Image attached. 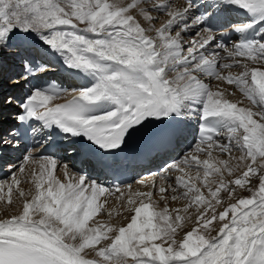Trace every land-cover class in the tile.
<instances>
[{"label":"bare ground","instance_id":"bare-ground-1","mask_svg":"<svg viewBox=\"0 0 264 264\" xmlns=\"http://www.w3.org/2000/svg\"><path fill=\"white\" fill-rule=\"evenodd\" d=\"M111 1H113V0H109L108 2H111ZM168 1L169 0H167V1H156L155 3H153V5H156L157 3H159L157 5L159 7L156 8V10H159V9L163 8V6H162L163 4L164 5H169ZM27 2L32 3L31 0L30 1L27 0ZM117 2H119V1H117ZM29 3H27V7L28 6H31ZM113 3H116V2L114 1ZM175 4H176V2H175ZM111 5H112V3H111ZM176 5H181V7L180 6H179L180 8L179 7H174V9L172 10V12L169 14V18H168L169 20H171V22H173L172 23L173 25L179 24V22L181 20H185V15L186 16L190 15V11H191L189 9V7H187L183 3H181V4L178 3ZM124 6H126V5H124ZM140 6H142V4H140V2H135L130 8L128 7L123 12L125 14H128V13L132 12V8H137V7H140ZM186 8H188V10H186ZM134 10H136V9H134ZM26 15H27L26 13H23V15H22V17H23L22 20H21V24L22 25L25 23V17L24 16H26ZM143 15L139 13L138 16H137V13H136V18L135 17H132V16L131 17H128V18L131 19V20H133V21H137L136 23H137L138 27H140L141 26V21L145 22L146 18H148V15L147 14L145 16H143ZM93 16L92 17H89L87 20L93 19L94 18ZM9 17H11V16H9ZM93 21H94V19H93ZM150 22H151V19H150ZM58 24H60V26H58V27L55 26V25L54 26H50L49 30L45 31L44 33H39L36 37H34V39L36 40L37 44L39 42H42V43H46V42L47 43H51V44L54 45V47L52 49H54L56 51H60L62 49H65L66 51L72 52L74 55L78 54L79 52H83V56H86L87 55V52L89 50L93 49L95 51V53L100 54L101 58H106L109 55L108 50L109 51H114L115 48L117 46H119V50L118 51H119L120 56L122 57V60L123 61H125V60H126V62L134 61V63L136 65L140 64L144 68V70H146L148 73H150V67L147 65V59L144 58V57L141 58V55H138V53L136 52V50L137 51L139 50V47L137 46V44H135V46H134L133 44H130L129 41L128 42L127 41H123V40L120 41L118 38H115V37L114 38H111V40H107V39H105V35L106 34H110V33L109 32H106V31H105V34L102 35V36L93 35V34L89 33L88 31L83 32V31L77 29L76 26H80L77 22H74L73 23L72 21L71 22H68V21H64V22L63 21H59L56 25H58ZM105 25L106 24L101 25V27H103ZM147 25H148L147 28H150V27H152L153 23H148ZM169 25H171V24H169ZM173 25L172 26H169V28L173 27ZM156 28H157V26H156ZM190 29H192V30L189 31ZM144 30L146 32H143V31L140 32L141 34L139 33L140 35L138 34L137 35V38L140 37V36L146 37V40H149L152 45H154V46H155V44L158 45V50L160 51L164 46L161 45V43H157L156 41L158 40L159 37H162L163 36V33L161 32L162 33L161 34L162 36H158V38L156 36V38H154V37H152L151 33L154 32L155 29H152L151 31H148V29H144ZM179 30H180V28H179ZM188 32H193L194 33L195 32L194 27L193 26H190V28H188ZM11 35H12V33H11ZM156 35H158V34L156 33ZM154 36H155V34H154ZM15 37H13V35H12L7 40L8 41H12V40L15 39ZM194 39L195 40L192 43L194 45L191 46V48H190V50H188V52H191V51H195V50L200 49L201 48V45L207 42L206 40L202 39V37H201V40L199 42H197V43L195 42L197 38H194ZM7 40L4 39V41H7ZM117 42H119L120 45L119 44H116ZM93 43H97V44L99 43L103 47L102 48L93 47V45H92ZM82 44H83V46H82ZM130 46H132V48H130ZM210 48H211V52H212V53H210L211 56L216 57L217 55H220L219 61L217 60V58L214 59V61L220 63L221 65L223 64V65L226 66V65L234 64V63H236L238 61L237 59L236 60L229 59L228 61H225L224 63L223 62L221 63V60H222L224 54L222 55L221 52L216 48V43L215 42L214 43H211L210 44ZM256 49H258L259 53L261 54L260 57H263L264 58V43L263 44H259L256 47ZM7 50H8V53H9V49H7ZM209 51H210V49H209ZM169 52L171 53V51H168L166 53H169ZM164 53L165 52H163L162 54H164ZM9 54H13V53H9ZM19 55L17 57H15L14 59H12V58L7 59V58H4V56L0 55L3 60L6 59L5 61L2 60L3 64L0 63V68H3L4 66L8 65L9 64L8 63L9 60L10 61L13 60V61L17 62V59L19 58ZM195 55L196 54L192 55V57H191V55H189L188 58L189 59L194 58ZM185 56H186V54H185ZM202 56H203V54H202ZM184 57H182V58H184ZM197 57H199V56L197 55ZM191 60H193V59H191ZM158 61L161 64L162 58L158 57ZM5 63H8V64H5ZM259 63H261V64H259ZM198 64H200V63H198ZM258 64L259 65H264V60H257L256 61V64L254 63V61H253L252 58L251 59L249 58L248 60H246L243 63L242 69H240L242 71V74H241L242 77H241V79L233 78L232 77L231 78L233 80L232 82L237 83L236 81H238V80H244L247 77H249V81L246 82V83H244L243 85H248L249 84L248 85V87H249V86H253L254 84H256L258 86H261L262 84H264V75L261 76V77L259 76L257 82L256 81L255 82H252L251 81L252 76L258 75L259 71H263L264 72V69L260 68V66H258ZM8 68L10 69L11 67L9 66ZM249 68H252V70L250 71ZM176 70L178 72V69H176ZM183 71L186 72V71H189V70H188V68L181 69L180 70V73H185ZM229 72H234V71H229ZM198 73H201V70H199ZM211 73H212V76H214L216 74L215 72H211ZM235 74H237V73H235ZM194 75H197V74H192L191 76H194ZM223 75L226 76V74H223ZM182 76H183V74L179 75L177 78H173V81H172L171 84H172L173 87H176L179 90H181L183 96H185V92H186L185 89H186L187 85H192L191 87H193L197 92H200L201 94H205L206 93V90L207 89L204 90L205 87H203V85H201V84L200 85H197V84H195V82H192V81H187V82H189L188 84L183 83V81L181 80L182 79ZM226 77H230V76L227 75ZM226 79H223V81H222V79L216 80L217 82H216V85H215V89H213L211 91V93H209L210 94V101H213L212 103H214V100H215L217 103H219L218 104L219 106L228 103L227 102V99H229V98H227V91H226L227 89H226V87L229 85V83H227V80ZM196 80L197 81H200L201 78H198V75H197ZM229 80H230V78H229ZM156 81H158L157 78H156ZM4 84H5V82L3 83V86H4ZM157 85H158V92L160 94H162L164 97H166V94L168 95V93H167L164 85L163 84H157ZM195 87H197V88H195ZM253 88H254V86H253ZM189 89H191V88L189 87ZM245 90L247 91V88ZM77 91H78V89H77ZM73 92H74V90H73ZM76 94H79V93H76ZM236 95H237V93H236ZM258 95H260V93ZM238 96H240V95H238ZM45 97H47L48 100H45L44 102L45 103H48V101H50L51 98L49 96H45ZM232 102H235V103L240 104L239 103L240 101H237V97L235 98V96H234ZM149 103H150V101H149ZM245 107H246V109H249L247 106H245ZM244 110H245V108H244ZM245 111L247 112L249 110H245ZM161 112H163V109H161L160 107H157V112L156 113L157 114H160ZM254 114H255V112H254V109H253L252 112H251V117H252L251 119L255 121L256 118L253 119V116H252ZM249 116H250V113H249ZM258 116H259V114H257V116H256L257 117V120H258ZM227 122H229V125L228 126L230 128H232V129L239 128L241 126V124L238 123V122H234L233 123V120H231V119L227 120ZM244 133H245V131H241V128L238 130V134H240L241 136ZM237 137H238V135H237ZM239 142H240V139H238L235 142L234 145H236ZM215 147H216L215 144L207 145V146L202 147V149L208 154V155H205L203 157V159L211 162L213 160L212 157L213 158L214 157H217L219 155L218 154L219 151L224 152V150L226 149V146L224 145L222 147V149L221 148L218 149L217 152H215V154L211 155L212 153L210 154L208 152V150H211L212 148H215ZM233 154L230 153V156L233 155ZM192 155L193 154H191V156ZM236 157H237V160H235V162L239 161L241 163H233V166H232V165H229L230 163L227 162L226 166H227V169L229 168L228 166H231V170H234L235 169V170H237L240 173V172H242L246 168V165L248 163L250 164V162H248V163L246 162L247 160L244 158V155L242 156L243 158H241V154L240 155L236 154ZM195 158H197V159L200 158L201 159L202 157L195 156ZM219 158H221V157H219ZM232 161H233V159H232ZM35 162H38V163L34 164V162H32L33 164L30 165V166H28L29 169H27L28 168L27 167L26 168L27 171L26 172L23 171L25 174L22 172L24 175L22 174L20 176V179H18V180H16L14 182V184L15 183L18 184L19 183V180H22V181L25 182L24 186L22 188H20V191L22 192V196L16 197L14 195V197H16V198H13V200L16 201V203H14L15 204L14 207H8L7 205H5V207H4L0 203V206L2 205L3 208H5V210L6 209H10V212L9 213L4 214V218H1V216H0L1 225L3 227V229L1 230V233L15 235L20 240H22V242H24L26 245L36 246L38 243L39 244L40 243H47V244H50V245L54 246L55 247V251L59 250L60 252H66V250H67L70 258H72L75 261V263H77V264H94L93 261L90 262L88 260L89 258L91 259L92 256L86 257L88 259H82L79 256L74 255V253L71 250H68L66 247H63V246L60 247V245H58V243L56 241H54L50 237H47V235H45V237H44V234L42 233V231L40 229L30 228V227H27L25 225H20L19 222H16L14 224V226L15 225H18V226L24 228L22 230V232L19 233V232L13 231L10 228L11 225H9V224H7V223H5L3 221V220H7L9 217H19V216H21L22 213H24V210L27 211L28 220L35 221L34 220L35 218L33 217L34 214L31 215V211H30L31 208L29 206L24 205V202H29L30 203L35 198V196L36 195H39V192L40 191H43L44 188H45L44 185L41 186L42 185L41 179H43V171L45 170L44 169L45 168L44 167L45 165L44 166L41 165V163H43V161H35ZM196 163L195 164L192 163V164L193 165H197ZM219 164L217 163V165H219ZM36 165H37V171L35 172L34 171V167ZM209 166H211V165H209ZM222 166H223V164H221V166H219V168L221 167L223 169ZM22 169H23V167H22ZM60 171L62 172V176H61V172H60V174H59L60 176L59 175L56 176V178L58 179L57 181L62 182V183H66L67 186H69L70 184H72V181L69 182V183H67V180L64 177V175L66 173L65 167H64L63 170L61 168ZM51 175L52 174L50 173V176ZM216 175H217V173H216ZM175 176H177V177L179 176L180 177V174L177 173V174H175ZM175 176L174 175L172 176V182L170 184L165 183V181L167 179H164L162 177H157V178L154 179L155 182L146 184L143 181L142 183H135L132 186H127L126 188H124L122 190H112L109 187L108 190H112V192L118 191V192H120L119 194L122 193V194H126L127 195V196H121V197H120V195H117L115 197H113V196L110 197L109 196V199H108L109 206H108L107 211H110L109 212V215L110 214L111 215H114L115 218H116L115 220H113V222H111L113 224V227H112V224L111 225H108V221H107V218L106 217H105V221H104L105 224H102L103 225V228L102 227L99 228V227L93 226V224H95V222L89 223V225H92V226L89 227L88 224H87L88 222L85 219V218H87V214H85V215H83V220L80 223L76 222L74 224L76 227L74 226L73 228L76 229V230H78L77 232H79L81 234L83 233L85 235H88L89 237L96 236L97 238H99L98 235L103 236V232H105L106 234L108 233L110 235L111 234H116L118 236L119 241H122L124 239L123 232H127V231H129V230L132 229L133 232L134 233L137 232L138 235L135 236L136 234L134 235L133 232H132L129 235L130 241L128 242V244L129 243H132L133 240H134V242H135V240H137V243H136L137 246L135 247L137 249V251H134L135 252L134 255L135 254L136 255L139 254L138 256H141V260L140 261H138V260L134 261L133 260L131 264H159L158 262L148 261V260L144 259L145 256H150L153 259L154 258H157V259H159L160 261H162L165 264H172L170 262V259L173 258V255L170 256L168 253H166L163 250L162 245L160 243V242H162L161 235H162V233H163L164 230L165 231L168 230L170 232L171 231L173 232V228H175L176 227L175 225H177L179 222L178 223L176 222V224H172V220H170V218L168 219L167 217H166V219H165V217L162 218V219H165V220L159 221L160 219L158 220L156 216H158V217H160L161 215L164 216V213H165L166 208L168 206H170L171 209L173 210V213H174L173 214L174 215L173 218L175 219V221L178 220L176 218L179 215V214L177 215V213H178L177 212V209H176L177 207L175 206V204H172L170 202L173 199L175 200V198H176L175 196L176 195L183 194V196H185V193L187 194V192L186 191H182V190H180L179 193L175 192L176 191L175 190L176 183L182 184L181 181H180V179L176 178ZM170 177H171V175H170ZM54 178H55V176H54ZM193 179H195V181H196V177L193 178ZM197 179L199 180V179H202V178H199L198 177ZM255 179H253V181H250V182H249V179L248 180H244V179L242 180V179H240V180H238V184L240 186H244L245 184L243 185V182H246V185H248L250 187L254 183L255 184H258V185L260 183H262V181H260L261 179H259V180H257V179L255 180ZM197 182L199 183L200 180L197 181ZM78 183L80 184L81 182L79 181ZM4 184L2 183V185H4ZM8 184L9 183L6 182V184H5L6 187H8ZM200 184H201V182H200ZM255 187H256V185H255ZM34 188H35V190H34ZM189 188L192 189V187H190V186H189ZM9 189H7L6 193L5 192L2 193L3 191L0 190V197H2V199H3L4 196H6L7 192L9 191ZM101 189L102 188H92L90 190L89 194H88L91 197L88 205L91 206L93 209L96 208L97 203L99 201H100V204L104 205V203L107 200V198H104V200H103L102 195L100 193ZM172 189H174L175 191H172ZM230 189H231L230 186H225L221 190H218V191H215L213 193H210V195H208V196H209V198L212 201H214V199L221 200L225 196V198H227V199L229 198L230 199V202H238L237 201V199L239 198V197H237L238 195H235V194L231 193ZM170 190L172 191L171 194L168 193V191H170ZM34 192H36V194H34ZM172 193H173V196L175 198H172ZM190 193L192 195H195L196 194L195 190H193V192H190ZM253 194L255 195V193H253ZM253 194H251V195H253ZM150 195H151V199H150ZM125 197H126V199H125ZM163 197H165V198L163 199ZM84 198H85V195H84ZM110 198H111V200H110ZM183 199H185V198H183ZM259 199H260V197H259ZM6 200H8V199H6ZM126 200H127V204L125 203ZM255 200H256V198H254V196H251V199H250L249 203H247V204H243V202H240L238 204L236 203L234 206L232 205L234 208H235V206L236 207L240 206V208H239L240 210L241 209H245V214L244 215L237 216V213H238L239 210L237 209L238 211H236V213H235L234 212L235 209H233V208L230 211L231 214L229 216H227V214H225V212H224L225 216H227V220L228 221H227V224H226V220H224L225 223L221 224L222 226L220 227V230H218L219 231V234L222 233L224 235L223 236L220 235V237L217 240H215V243H214L215 246H212L211 247V252H209V253H204L203 252L202 253V256L200 258H194L193 259L194 255L197 252H199L201 249L199 250V248H197L196 252H193V251H191L187 247V245H184L183 247L186 246L187 248H184V251L182 250L184 252V254L182 256H179L177 258L179 260H175V262H176L175 264H241L242 262H249V264H260V262H262V260L264 259V213H263L264 210L262 211L261 210V206L259 207V205L264 204V199H262L261 201H259V203L257 204V206L255 205L254 208H250V209L248 208L247 209V206L250 203H252L253 201H255ZM244 201L246 202L247 200L244 199ZM148 203L151 204L152 206L149 207V204ZM168 203H170V204L168 205ZM163 204L166 205V206L164 207ZM115 205H117V208H118L117 211L114 209V206ZM208 205H209V203L208 204L206 203L205 206L203 205L201 207H202V209L204 208L205 210H209V206ZM2 206L0 208H2ZM47 207L50 208L49 211H53V208L50 205H48ZM123 207H125V213H122L123 212ZM187 207H188L187 206V203L184 204V206L182 205V208H181L182 215L180 214V216L181 217L183 216L182 218H184V217L187 218L186 219V222H187L188 225H197L199 221H203V224L206 225V227L208 226L210 228H213V226H216V227L219 228L220 225H217L216 224V222L214 221L213 217H211V215L209 217L208 216L207 217H204L203 216V214H205L206 211H203L201 213L200 212L201 210H200L199 207L188 208V210H187ZM257 207H259L258 209H260L262 211V213L260 212L261 214H258L257 213L259 211V210L256 211L257 209H255V208H257ZM132 208L134 209V212L132 213L131 210H129L130 212H128L126 214V211L128 209H132ZM35 210H37V209H35ZM38 210H40L39 215H42V213L47 214L46 210H44V209H43V211L41 209H38ZM184 210L186 212H184ZM155 212L156 213L158 212V214L155 215L156 214ZM116 215H117V217H116ZM40 217L42 218L43 216H40ZM44 217H45V215H44ZM181 217L179 219H181ZM238 217L241 218V220ZM44 219H47V218H44ZM231 219H235L234 225H230L229 224ZM48 220H50V218ZM102 220H104V219L100 217V221H102ZM88 221H89V219H88ZM6 222H8V221H6ZM184 222H185V220H184ZM184 222H182L183 223L182 227L185 226V225H187V224H184ZM239 222H242L243 225L240 228H238V230L235 232V235L234 236H230L231 233L233 232V230L236 227L235 225L238 224ZM182 223H179L180 224V227H181V224ZM225 224H226V226H225ZM160 227H163V229L161 230ZM180 227H178V229H177V230H179V231H177V233L179 232L178 233V237H181L180 236V232H182V231H180ZM55 229L57 231H59L57 229V227ZM174 231H176V230H174ZM94 233H96V234L94 235ZM60 235L62 237H65L71 244L75 245V249L80 250L83 253V255H87V256L90 255L91 252L90 253H87L86 251L81 250V248H79V246H78L79 244H76L74 241H72L71 239H68L66 236H64L61 233H60ZM183 240H186V242H188L190 245L192 243L191 240L187 236H185V235H184L183 238L180 239V241H183ZM126 242L127 241L124 242V247H122L123 249H126V245H127V244H125ZM157 242H158V244H157ZM208 243L209 242H206L205 246ZM156 244H157V246H156ZM115 245L116 244L112 243L109 246H115ZM191 247H192V245H191ZM202 247H203V245H202ZM156 250L158 252H156ZM121 255L122 254H120V256ZM191 256H193V257L190 258ZM93 257H96V259H97V256H93ZM125 263H127V262H124L123 264H125Z\"/></svg>","mask_w":264,"mask_h":264},{"label":"rangeland","instance_id":"rangeland-1","mask_svg":"<svg viewBox=\"0 0 264 264\" xmlns=\"http://www.w3.org/2000/svg\"><path fill=\"white\" fill-rule=\"evenodd\" d=\"M28 1H30V0H28ZM31 1H32V3L27 2V0H0V53L1 54L3 53L2 56H7L9 54L7 47H5L6 41H4V39L7 40L12 35H13V37H15L16 34L14 31L16 30V28H19V29L23 28L22 30L43 31L47 28H50V26H54V25L57 27L60 26V24L56 25L59 21H63V22L64 21H68V22L72 21L73 23L77 22L79 25H81V27L76 26L77 29L81 30L83 32H86L87 30L84 29L82 26L87 27V28H89L95 32H100L99 30H101L102 28H105V27L108 28L110 26L117 25L118 23L122 25L120 28L126 29L125 26H127L129 29H131L132 32L137 33V34H139L142 31L146 32L144 29H148V31L155 29V31L151 33L152 37L156 38V36H157V38H158V36H162L161 34L163 33V36L159 37L158 40L156 41L157 43H161V45L164 46L161 50L165 53L168 51H171V53L170 52L166 53L167 55L165 53L161 54V56H160V57H162L161 63L165 62L166 64H169L170 62H172V60L181 58L182 55H183L182 57H184V54L186 53V51L188 52V50H189L188 45H189L190 38H188V40L186 42H184L182 39V35H178L179 31H182L181 27H180V30L177 29L179 27H177L176 29H173V27L178 25V24L173 25L172 24L173 22H171V20L168 19L169 14L172 12L174 7H179V6L181 7V5H176L178 3L181 4L180 2H176V4H175V2L172 1V2H169V5L163 4L162 5L163 8L156 10V8L159 7V6H157L159 3H157L156 5H153V3H155L156 1H167V0H113L111 2H108L109 0H31ZM114 1L116 3H113ZM117 1H119V2H117ZM135 2H140V4H142V6L137 7V8H132V12L125 14L123 11L125 9H127L128 7L130 8ZM27 3H29L32 7L31 6L27 7ZM111 3H112V5H111ZM124 5H126V6H124ZM134 9H136V10H134ZM23 13H26L27 15L24 16L25 17V23L22 25L21 20L23 18L22 17ZM136 13H137V16L139 13L142 15L144 14L143 16H145L146 14L148 15V18H146L145 22L141 21L140 27H138V25L136 23L137 21H133V20L128 18L131 16L136 18ZM9 16H11V17H9ZM92 16L94 17L93 18L94 21H93V19L87 20L89 17H92ZM149 18L151 19V22H150ZM148 23H153L152 27L147 28ZM104 24H106V25L101 27V25H104ZM169 24H171V25H169ZM172 25H173V27L169 28V26H172ZM156 26H157V28H156ZM19 29H17L16 31H18ZM191 30L192 29H190L189 31H191ZM44 32L45 31H43L41 33H44ZM11 33H12V35H11ZM156 33L158 35H156ZM154 34H155V36H154ZM99 36H102V35H99ZM195 36H199V33L196 32L192 35V37L197 38L195 42H198L201 38L195 37ZM203 37H204V35H202V39H203ZM194 38H192V39L195 40ZM197 58L198 57L196 54L194 56V58H191V59L197 60ZM0 60L1 61L3 60L1 58V56H0ZM5 60L6 59H4L3 61H5ZM193 60H191V61H193ZM253 61L256 64L257 59H255V60L253 59ZM197 63L198 62H195V64H197ZM173 64H175V63L171 64L172 69L170 68V71L175 76V75L179 74L180 71L178 69V72H179L178 73L176 70L177 68H174L175 65H173ZM259 64H261V63H259ZM259 64H258V66H260V68L264 69L263 68L264 65H259ZM163 66L167 67L166 65H163ZM222 66H225V65L222 64ZM196 67H198V64L195 66L189 67L188 70H191V68L195 69ZM240 69H242V66H240L238 68V70L234 71L237 74H235L234 72H227V73H225L226 76L229 75L230 77H226L225 75L222 74V77H220V79H222V81H223V79L227 78L226 80L229 83V85L226 87L227 98L233 100L234 96H235V98L237 97V101H240L239 105L241 107H243V109L245 108V110H249L247 112H248V116L250 113V116H249L250 118H252L251 112L254 109L255 114L252 116H254V119L256 118L255 119L256 124H254L255 122H253V120L252 121L249 120V124H250V127L254 128V132H255L259 142L255 148L246 147L244 149L241 148V142L237 143L236 145H234L235 143H233L232 148L230 149L231 151H229L227 149L226 151L224 150V152L220 151L218 153L219 154L218 156L221 157L222 159L217 156V157L212 158L213 160L210 158L212 160V161L210 160L211 162H207L202 157L201 158L202 163H200L199 169L196 173L190 172L187 169H186V171L185 170L183 171L184 175L182 172L179 173L180 177L181 176L184 177V176H186L185 174L190 173L191 174V177H190L191 180H193V182H195V183L200 180L201 184H200V182L199 183L197 182L196 185H195V183L194 184L188 183V182H191V180L188 179L189 178L188 176H187L188 177L187 179L181 178L182 179L181 182H182V184L183 183L184 184L182 185V184L176 183V185H175L176 191L174 189H172V191L179 193L180 190H182V191H186L187 194L185 193V196H183V194H181V195L179 194V195H176L175 196L176 198H175L173 196V193H172V198H175V200L173 199L170 202L172 204H175V206L177 207L176 208L177 212H178L177 215L179 214L178 215L179 217L176 215L177 216L176 218L178 220L175 221V219L173 218L174 213H173V210L171 209L170 206H168L166 208L164 216H162V215H161L162 217L156 216L157 219L158 220L160 219L159 221H162V220H165L167 217L168 219L170 218V220H172V224H176V222L182 223V222H184V220H185L184 224H187V222H186L187 218L186 217L182 218L183 216L182 217L180 216V214L182 215V213H181L182 205L184 206V204L187 203V206H188L187 210H188V208L199 207L201 210L200 211L201 213L203 211H206V213L203 214L204 217H207V216L209 217L211 215V217H213L216 224L220 225V226H219V228L216 226H213V228H210L208 226L206 227V225L203 224V221H199L197 225H188L187 224L183 227H182L183 223L181 224V227H180V224L178 223L179 225L177 224V225H175L176 227L173 228V232L172 231L170 232L168 230H166V231L164 230L162 235H161L162 242H160V243L162 245L163 250L166 253H168L170 256L173 255V258L170 259V262L172 264L176 263L175 260L173 261L174 258L177 259L179 256H182L184 254V252H183L184 248L188 247L191 251L196 252L197 248H199V250H200L202 248V245L205 246L206 242H209L206 246H210L211 243H213L215 238L218 239L220 237V235L223 236L224 234H222V233L219 234L218 230H220V227L222 226L221 224L225 223L224 220H226V224H227V221H228L227 216H229L231 214L230 211L232 210V208L235 209V211H234L235 213H236V211L239 210L238 213H240L241 215L245 214L243 211L244 209L243 210L239 209L240 206H238V207L235 206V208L233 207L236 203L238 204L240 202H243V204H247V203H249L251 196H254V198H256V200H259V201L264 199V162H263L264 161V103H263L264 101H260L261 103H260L259 108H254V107L250 106L249 100L247 99L245 94L242 93L243 90H241V89L247 88V91H249V89L253 88V86L248 87L249 84L243 85L244 83L249 81V77H247L244 80L236 81L238 84L235 82H232L233 80L231 79L232 77L241 79L242 71ZM251 69L252 68H249V70H251ZM183 72H185V71H183ZM189 72L190 71L186 72L184 74L185 75L184 77L182 76L181 80L183 81V83L188 84L189 82H187V81L193 82V80H195V79H192V76L189 74ZM261 73H263V71H260L259 75H262ZM229 78H230V80H229ZM0 79H1V77H0ZM216 80H218V79H214L213 81H210V82L209 81H207V82L202 81L203 84L206 85V88L208 87L207 91H209L210 93L213 89H215V85L217 82ZM4 82H5V80L2 82V84ZM198 83H200V81ZM191 86L192 85H187V87L185 89V91H186L185 95H187L188 97H192L193 95L197 94L196 93L197 91ZM189 87L192 89V90H190L191 92L189 91ZM3 88H5V86H3ZM254 92H256V91H254ZM198 93H200V92H198ZM236 93H237V95H236ZM238 95H240V96H238ZM38 99H39V97H38ZM45 100H48L47 97H44L43 101H45ZM211 102H213V101H209L210 107L217 104V102L215 100H214V103H211ZM215 106H219V105H215ZM215 106H213V107H215ZM245 106H247L249 109H246ZM257 114H259L258 120L256 117ZM237 147H239V148H237ZM226 148H227V146H226ZM214 149H216V148H212L210 153L215 154ZM230 153H232V154L234 153V154L230 156ZM236 154H238V155L241 154V158H243L242 156L244 155V158L247 160L246 162L247 163L250 162V164L248 163L246 165V168L245 169L243 168L244 170L240 173L235 169L231 170V166H228L229 167L228 169L226 166L227 162L230 163L229 165H232V166H233V163H241L239 161L235 162V160H237ZM205 155H208V154L205 152ZM205 155H203V156H205ZM232 159H233V161H232ZM217 163L218 164L220 163V164L217 165ZM196 164L198 165L199 162H197ZM221 164H223V166H222L223 169L221 167L219 168V166H221ZM42 165L43 166L45 165V168H48L50 170L51 174L53 173L51 176L48 177L47 175L44 176V171H43V179H41V183L43 185L44 184L47 185L50 183H54L52 181L53 175L56 178V176L60 174L61 168L63 170L64 169L63 166H65L66 164L63 163L60 165L59 163H56L53 160H47L44 163H42ZM209 165H211V166H209ZM192 166H194V165L192 164ZM19 169H20L19 172H17L18 169H16L15 170L16 172L14 174H11L7 178V180L5 178V180L3 181V183L8 181V183H9L8 187L10 186L9 187L10 189L8 187H6V185H5L6 183L4 184V186L0 185V190L3 191L2 193H4V192L6 193L7 189L10 190L7 192V194L10 193V195L6 194V196H5V198L8 200H6L4 198L2 199V197H0V203L4 207H5V205H7L8 207H14V205H15L14 203H16V201L13 200V198L22 196V192L20 191V188H22L24 186L25 182L22 180H19L18 184L17 183L14 184V182L17 179H20V175H22L24 172H26L27 169H25L24 167H23V169H22V167H20ZM34 171L36 172L37 168H34ZM216 173H217V175H216ZM61 176H62V172H61ZM194 176L196 177V181H195V179H193V178H195ZM175 177L180 179L179 176L178 177L175 176ZM198 177L202 178V179L198 180L197 179ZM255 178L257 180L261 179L260 181H262V183H260L259 185L254 183L256 185V187L254 184L249 187L248 185H246V182H243V185L245 184L246 186L245 185L240 186L238 184V180H240V179H242V180L243 179L244 180L249 179V182H250V181H253V179H255ZM55 183H56V186L61 185V183H59L57 180L55 181ZM43 185H41V186H43ZM189 186L192 187V189L189 188ZM199 186H200V188H198ZM225 186H230L231 187V189H230L231 193L238 195L237 196V197H239L237 199L238 202H230V199L225 198V196L221 200L214 199V201H212L209 198L208 195H210V193L221 190ZM44 187H45V185H44ZM176 188L180 189V190L177 191ZM34 190H35V188H34ZM193 190H195V192H196V194L194 193L195 195H192L190 193V192H193ZM172 191L170 190V191H168V193L171 194ZM100 193H101L102 198L104 200V197H103L104 195H103L102 189H101ZM253 193H255V195ZM34 194H36V192H34ZM251 194H253V195H251ZM14 195L16 197H14ZM80 195H81V193L76 195L75 197H79ZM117 195H120V197L121 196H127L126 194H122V193L118 194L117 193V194L113 195V197H115ZM110 197H111V194H110ZM259 197H260V199H259ZM164 198L165 197H163V199ZM183 198H185V199H183ZM243 198L247 201L245 202ZM125 199H126V197H125ZM110 200H111V198H110ZM256 202L257 201H254V203H256ZM105 203H104V205L99 204V206H102L103 208L100 209V212L98 213V215L95 212L94 213H92V212L86 213L87 218H85V219L88 222L87 224L89 227L92 226V225H89V223L95 222V224H93V226L103 228L102 224H105V222H104L105 217L107 218L108 225H111L112 224L111 222H113V220L116 219L114 215H111V214L109 215L110 211H107L108 206H109V202L106 201ZM125 203L127 204V200L125 201ZM170 203H168V205ZM206 203L207 204L209 203V205H208L209 210H205L204 208L202 209V207H201L203 205L205 206ZM3 206H2V208H0L1 218H4V214L10 212V209L5 210V208H3ZM165 206L166 205H164V207ZM260 206H261V210L263 211L264 210V204L259 205V207ZM35 207H33V209ZM37 207L38 208H46V206H44V205L37 206ZM259 207L255 208V209H257L256 211L259 210L257 212L258 214H261L262 211L260 209H258ZM90 208H91V210H93V208L91 206H90ZM96 208H97V206H96ZM248 208L249 209L254 208V206L249 207V205H248L247 209ZM114 209L117 211V209H118L117 205L114 206ZM129 210H131L132 213L134 212V209L132 208V209H128L126 211V214L128 212H130ZM185 210H184V212H186ZM39 212H40V210H37L34 213L33 217L36 218L35 216H38V217L43 216L42 218H48V219L51 218V220H52L51 222L50 221L46 222V225L48 227L54 228L55 225L59 226V228L57 227V229L59 230V233L66 236L68 239H71L76 244H79L78 246H79V248H81V250H84L87 253L91 252L90 255H88V257L97 256L96 261H93L94 264H123L124 262L129 263L128 261H131V260H134V261L135 260H138V261L141 260V256H138L139 254L134 255V253H135L134 251H137V249L135 248L137 246L136 245L137 240H135V242L133 240L132 243H129V244L126 243L127 244L126 249H123L122 247L118 248L117 243L120 241H119L118 236L116 234L110 235L108 233L106 234L105 232H103V236L98 235L99 238H97L96 236L89 237L88 235H85L83 233L81 234V233L77 232L78 230L73 228L75 225L71 226L72 228L69 227V225H70L69 220L68 221L63 220L62 222L57 221L58 215L52 214V212H50V215H49L48 209H46L47 214L42 213V215H39ZM224 212H225V214H227V216H225ZM122 213H125V207H123ZM238 213H237V216L240 215ZM157 214H158V212L155 215H157ZM44 215H45V217H44ZM92 217H95V218L90 219ZM100 217L103 218L104 220L100 221ZM116 217H117V215H116ZM164 217H165V219H162ZM180 217H181V219H179ZM88 219H89V221H88ZM239 219L241 220V218H239ZM77 220H78V218H77ZM82 220H83V216L81 217V219L78 220L79 222L78 221L77 222L80 223ZM239 223H238L239 226H237L238 224L235 225L236 227L230 236H234L235 232L238 230V228H240L243 225L242 222H239ZM226 224H225V226H226ZM112 227H113V224H112ZM178 227H180V231H182V232H180L181 237H178V233H179V232L177 233V231H179V230H177ZM160 229L162 230L163 227H160ZM174 230H176V231H174ZM132 232H133V230L131 229V233ZM95 234L96 233H94V235ZM133 234L134 235L136 234L135 236L138 235L137 232L136 233L133 232ZM184 235L187 236L191 240L192 247L188 242H186V240L180 241V239L183 238ZM112 243H114L116 245L115 246H109ZM157 244H158V242H157ZM157 244H156V246H157ZM179 245L180 246L182 245V246L180 247ZM184 245H187V247L186 246L183 247ZM212 246H215V245L213 244ZM156 252H158V251L156 250ZM120 254H122V255L120 256ZM137 257L139 259H136ZM192 257L193 256H191L190 258H192ZM90 262H92V261H90ZM127 263H125V264H127Z\"/></svg>","mask_w":264,"mask_h":264}]
</instances>
